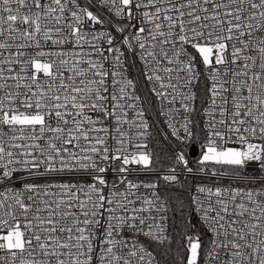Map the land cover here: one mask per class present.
Masks as SVG:
<instances>
[{
	"label": "snow or ice",
	"instance_id": "6c2138e0",
	"mask_svg": "<svg viewBox=\"0 0 264 264\" xmlns=\"http://www.w3.org/2000/svg\"><path fill=\"white\" fill-rule=\"evenodd\" d=\"M0 264H264V0H0Z\"/></svg>",
	"mask_w": 264,
	"mask_h": 264
},
{
	"label": "trees",
	"instance_id": "16d2710c",
	"mask_svg": "<svg viewBox=\"0 0 264 264\" xmlns=\"http://www.w3.org/2000/svg\"><path fill=\"white\" fill-rule=\"evenodd\" d=\"M160 136L158 135L157 131L154 129L153 133H152V141L150 146L155 149V150H159L161 147H163V145L160 142Z\"/></svg>",
	"mask_w": 264,
	"mask_h": 264
},
{
	"label": "built area",
	"instance_id": "2783aa9c",
	"mask_svg": "<svg viewBox=\"0 0 264 264\" xmlns=\"http://www.w3.org/2000/svg\"><path fill=\"white\" fill-rule=\"evenodd\" d=\"M132 73H133V75H135V69H132ZM149 115H150L151 120L156 121V126H155L154 129L155 130L156 129H160L162 131L163 130V125H162V123H160L159 121H157L156 113L154 111H150Z\"/></svg>",
	"mask_w": 264,
	"mask_h": 264
}]
</instances>
